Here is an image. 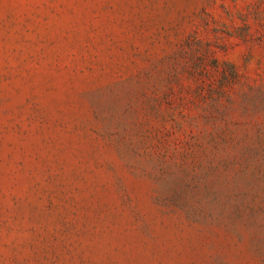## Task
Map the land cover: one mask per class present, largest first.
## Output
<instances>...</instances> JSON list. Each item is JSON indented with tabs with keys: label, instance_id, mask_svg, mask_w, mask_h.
I'll list each match as a JSON object with an SVG mask.
<instances>
[{
	"label": "rangeland",
	"instance_id": "rangeland-1",
	"mask_svg": "<svg viewBox=\"0 0 264 264\" xmlns=\"http://www.w3.org/2000/svg\"><path fill=\"white\" fill-rule=\"evenodd\" d=\"M0 264H264V0H0Z\"/></svg>",
	"mask_w": 264,
	"mask_h": 264
}]
</instances>
